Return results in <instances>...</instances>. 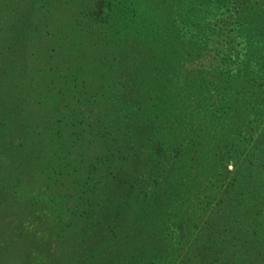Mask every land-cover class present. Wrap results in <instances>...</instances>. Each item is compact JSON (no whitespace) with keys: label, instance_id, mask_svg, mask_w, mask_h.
I'll list each match as a JSON object with an SVG mask.
<instances>
[{"label":"trees","instance_id":"16d2710c","mask_svg":"<svg viewBox=\"0 0 264 264\" xmlns=\"http://www.w3.org/2000/svg\"><path fill=\"white\" fill-rule=\"evenodd\" d=\"M25 1L7 0L5 7L0 5V11L18 12L7 36L10 44L4 49L7 53L20 50L22 57L26 55L30 13L38 11L40 6L46 7L33 4L45 0ZM209 1L171 0L174 9L161 6L158 0L100 1L105 5L97 7V14L103 13L104 19L108 20L106 33H112L113 39L116 37L114 42L118 49L123 47L118 35H125L129 25L137 27L141 30L140 35L153 41L157 37L163 38L170 26L178 32L179 43L150 48L132 57L113 58L109 62L111 65L93 55H80L83 58L79 61L68 60V56L79 55L74 52L69 55L68 52L60 62H50L37 69L0 71L1 100L9 96V90L11 94L17 90L16 98L24 95L32 99L35 96L40 102L51 99V95H56V99L65 94L75 95L78 88L91 83L94 85L98 75L101 79L111 72V68L117 72L120 87L113 88V92L123 106L117 109L115 121L128 130L120 141L117 140L122 146L118 151L103 149L97 152L90 165L86 163L89 173L83 182H79L81 179L68 183V189L74 192L78 188L75 184H82L85 188L96 176L101 183L97 186L100 190L101 185L110 179L104 195L92 196L89 191H83V195L72 199L74 210L79 215L74 226L78 231L77 243H73L79 260L69 264H264V37L260 38L261 42L251 43L240 52H234L233 58L228 57L231 62L212 76L215 82H207L205 90L197 85L188 122L174 115L178 105L175 104L167 116L158 106L162 94H165L168 104L173 102L168 97L171 96L168 82L176 78L175 74L180 75L184 65L182 53L189 52L204 33L202 29L210 25L209 21L201 23V18L206 16L205 4ZM19 4L23 5L22 10H18ZM46 10L43 8L44 14H48ZM50 14L54 15V12ZM162 19L172 24L162 22ZM235 23L234 34L239 35L245 24L238 20ZM45 24H40V30L50 29V25ZM253 24L264 26V20ZM199 30L200 33L196 34ZM61 31L62 27L57 31L59 34H54L56 38L62 37ZM73 41L72 45H76L77 40ZM16 42L18 46L14 50ZM58 44L60 42L55 40L45 53H60ZM204 48H198L197 54ZM38 57L46 59V55ZM153 75L161 84L149 86L144 94H140V84ZM175 95L180 98V107L185 108L187 101L179 96L181 93ZM142 97L145 103L147 100V103L157 101V107L153 108L150 103L144 113H138L142 111L137 101ZM24 99L18 105L15 103V107L13 103L6 102L0 106L6 113L12 112L19 106L24 107ZM10 117L20 120L18 114H0V125L7 126ZM211 157L223 166L232 162L233 169L220 173V181L225 185L222 193L208 210L202 212L201 191H195L191 184L183 187L185 182L179 179L171 182V178L180 172L185 158L199 160L203 168ZM145 159L151 162L163 160L157 163L163 165L161 171L151 173L155 180L151 185L147 183V172L141 165ZM170 165L173 168L167 170ZM68 167L72 169L70 171L76 169L67 166L68 173ZM78 167V171L86 169V166ZM49 168L52 175L60 174L59 166L51 165ZM162 187L164 191L160 193ZM136 191L143 193L139 202L141 207H148V213L131 221L123 232L121 226L125 224V211L137 204L130 201ZM155 204L157 207L152 208ZM173 223L179 228L171 229L170 224ZM192 227L194 229L190 230ZM187 233L190 240L177 248L179 240Z\"/></svg>","mask_w":264,"mask_h":264},{"label":"rangeland","instance_id":"374dc122","mask_svg":"<svg viewBox=\"0 0 264 264\" xmlns=\"http://www.w3.org/2000/svg\"><path fill=\"white\" fill-rule=\"evenodd\" d=\"M6 1L0 0V5L5 7L8 4ZM100 1L103 0L33 1V4L38 6L43 4L46 7L40 6L38 11L34 10L30 13L31 26L27 33L29 38L24 57L20 50L17 53H7L4 49L10 44L7 36L13 21L18 17V12L11 14V12L0 11V71L37 69L51 64L50 62H60L68 52H70L69 55L71 52L79 53L78 57H66L68 60L79 61L83 58L80 55L84 54V57L93 55L111 65L109 62L113 58L126 55L132 57L135 54L147 52L150 48L158 49L171 43H179L178 32L170 26L169 31L162 35L163 38L157 37L153 41L149 37L146 39L140 35L141 30L137 27L129 25L125 35H118L120 44L123 46L118 49L114 42L116 37L113 39L112 33L111 35L106 33L108 20L104 19L103 13L97 14V7H102L109 0H104L103 4ZM158 1L161 2V6L167 5L170 8L174 6L171 0H169L171 3L168 0H164V3L162 0ZM205 5L206 16H202L201 23L209 21L210 25L202 29L204 33H201L200 40L197 39V42L188 50L189 52L182 53L184 65L179 71L180 75L175 74L176 78L168 82L171 93L168 97L173 102L168 104L165 94L159 98L158 101L161 102L159 105L157 101L150 102L153 108L160 106L161 111H165L163 115L166 116L171 114L175 104L178 105L174 115L186 122L189 120L190 109L194 106L192 96L194 90L198 89L197 85L199 84L205 90L207 82L211 84L215 82L212 76L220 73L227 62H231L228 61V57L233 58L234 52H240L243 47L251 43L261 42L260 38L264 37V26L253 24L263 23L264 0H210ZM38 6L35 5V7ZM17 8L22 10L23 5L19 4ZM43 8L48 9L46 10L48 14L54 12V15L44 14ZM75 11L80 14H74ZM103 11L106 12L104 7ZM235 20L245 24V28H242L239 35L234 34ZM161 21L172 24L168 20ZM42 23H46L45 26L50 25V29L40 30L39 26ZM59 26L62 27V37L56 38L54 34H59L57 33L61 28ZM127 30H129L128 33ZM199 33L200 30L196 34ZM109 36L112 37L108 38ZM61 38L64 39L63 42ZM55 40L60 42L58 44L60 53H55L56 51L51 54L45 53ZM73 40H77L76 45H72ZM16 46H18L17 42L13 45L14 50ZM203 46L205 48L197 54V49ZM45 55L46 59L38 57ZM116 75L115 69L111 68V72L101 79L98 75L94 85L91 83L81 89L78 88L75 95L65 94L60 99H56V95H51L52 100L48 97L49 100L46 102H40L35 96L32 97L33 100L24 95L16 98L17 90L15 94H11L9 90V96L2 99L3 101L0 99L1 106H4L6 102L13 103L15 107L22 98H26L24 107L19 106L11 110L12 112L6 113L0 106V114H18L21 120L17 121L18 118L10 117L11 120L7 121V126L0 125V264H69L79 260V255L73 249V243H77L78 237V231L74 226L79 215L76 213L78 211L74 210L72 199L80 197L83 191H89L92 196L104 195L110 179L105 185L99 186L100 190L97 186L101 183L96 176L85 188L82 184L74 185L73 183L75 188L78 187L74 189V192L67 186L72 180L84 181V176L89 173L87 166L96 157L97 152L103 149L118 151L122 147L121 142L117 143V140L120 141L128 129L125 125L116 124L115 121L118 116L117 109L123 106L113 92L119 86ZM160 84L153 75L140 84L142 89L140 94H144V90H147L149 86ZM177 92H180L179 96L187 101L185 108L178 104L180 98L176 97ZM137 102L142 111L138 112L140 114L144 113L143 110L150 104L147 103L148 100L145 103L144 97L139 98ZM128 112L127 110L126 113ZM75 154L77 155L74 157ZM158 161L163 162V160L151 162L145 159L141 163L143 170L147 172L146 178L149 185L155 181L152 179V174H158L163 168L161 163L157 164ZM224 164L226 167L211 157L202 168L199 160L185 158L181 163L180 172L171 178V182L179 179L187 184L183 187L191 184L195 191H201L203 194L201 208L202 212H205L216 202L222 193V186H225L220 181L222 178L220 173L233 169L232 162ZM51 165L60 167L59 175L50 173ZM67 166H73L76 169L70 171L72 169L68 167V173L65 168ZM85 166V171H78L77 167L81 169ZM171 168H173L172 165L167 170ZM162 180L163 178L158 184ZM160 189L162 193L164 187ZM132 196L130 201L137 202V206L133 204L126 209L125 224L121 226L123 232L129 228L131 221L139 220L140 216L148 213V207L140 206L139 201L143 193L136 191ZM155 207H157L156 204L152 205V208ZM170 228L179 227L173 223L170 224ZM192 229L194 228L190 230ZM188 236V233L183 236L176 247L179 248L185 241H189Z\"/></svg>","mask_w":264,"mask_h":264}]
</instances>
